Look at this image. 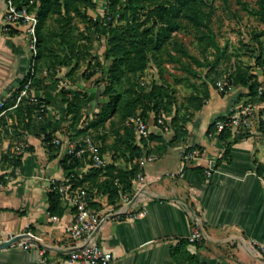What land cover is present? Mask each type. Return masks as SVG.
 <instances>
[{
    "label": "crops",
    "instance_id": "obj_1",
    "mask_svg": "<svg viewBox=\"0 0 264 264\" xmlns=\"http://www.w3.org/2000/svg\"><path fill=\"white\" fill-rule=\"evenodd\" d=\"M5 12V0H0V102L17 90L29 65L23 34L3 30ZM51 80L44 90L33 91L47 102L50 115L55 105L50 98L60 89L58 77ZM184 85L188 88L186 82ZM242 104L233 92L219 96L210 89L209 99L199 110L177 105L180 113L187 112L190 117L184 126L186 135L179 141L170 145L174 133L169 124L174 112L163 116L166 130L150 115L144 156L130 161L128 154H102L106 166L113 163L118 169H126L138 164L143 177V181L134 179L132 191L126 193L129 204L119 202L115 208L107 204L100 190L85 184L91 207L105 212L115 209L93 237L101 249L112 254L110 264H264V132L254 129L242 138L231 134L220 137L213 131L208 134L214 121L237 112ZM56 106L60 119L45 118L56 130L54 140H64L65 135L58 131L67 126L61 121L65 115L63 97ZM19 131L20 137L11 133V141L4 138L1 151L3 157L21 155L20 167L13 168L5 158L2 161L0 153V231L19 234L28 225L33 238L22 240H30L28 249L0 250V264H69L68 255L75 243L65 228L74 221V209L61 201L58 220L48 212L52 184L69 175L61 166L67 145L63 142L58 152L50 155L41 138ZM112 142L113 137L106 140L107 144ZM24 146L32 150L25 152ZM207 160L216 163L209 175ZM88 170L84 167L75 174L84 177ZM143 209L146 214L137 217ZM194 219L203 239L190 244L187 237Z\"/></svg>",
    "mask_w": 264,
    "mask_h": 264
},
{
    "label": "trees",
    "instance_id": "obj_2",
    "mask_svg": "<svg viewBox=\"0 0 264 264\" xmlns=\"http://www.w3.org/2000/svg\"><path fill=\"white\" fill-rule=\"evenodd\" d=\"M106 3L111 13L107 17L111 18L113 15H118L121 23L119 26H113L109 23L106 27V34L103 36V58L109 62V67L104 76V80L107 82L105 92L108 94L109 100L106 105L101 107L97 119L84 126L83 112L89 105L86 91L75 90L70 97L67 93H63L64 122L70 129L66 132L65 137L76 140L77 138L72 135L74 133V136H80L79 139H83L89 130L98 132L99 129H104L106 121L109 120L113 142L107 144L105 136L96 137V140H100L99 143L95 141L99 144L100 154L102 155L107 151L112 152L116 157H125V154H128V160L132 161L144 156L145 148L143 145L146 137L137 140L132 127L124 124L129 117L139 113L147 122L152 115L154 123L157 124L159 117L174 112V117L169 124L174 133L170 145L186 135L184 126L190 117L187 112L180 113L181 107H177L173 90L166 89L164 85H154L149 91H145L144 88L130 83L131 79L145 71L150 58L161 51L165 52L170 62L179 64L180 70L189 75L184 77L183 81L192 90L185 98L186 104H183L182 107L199 110L210 97V87L205 83L198 85L192 80L190 76L196 79L199 77V73L194 71L190 62L183 61V58L190 59L195 66H206L210 69L218 64L222 54L211 35L209 26L211 14L206 9V0H106ZM30 4L37 9V24L35 29L36 54L34 60L29 61L28 70L33 69L34 71L31 90L40 92L46 88L49 81L47 76L41 77L39 75L42 66L45 65L49 70L55 71L59 66H72L74 60L76 62L85 61L90 47L81 46L79 42L82 38L90 41L87 34L91 32L93 25L97 32H100L102 28L91 23L90 19L82 12L83 8L92 6L88 0H15V5L19 10ZM255 4L257 6L256 11H254L255 15L264 23V0H255ZM77 18L86 24L87 34L78 32L77 36H74L76 31L75 19ZM183 23H186L184 28L191 27L196 31L198 47L204 56L209 48L214 49L216 54L214 60H209L207 56L200 60L189 55L185 48L172 38L174 32L183 29ZM148 24L150 27H146ZM156 27L158 29L154 32ZM49 34L58 36L59 44L69 51L68 55L60 56L50 50ZM261 35H264V31L261 32ZM255 39L260 53L255 58V62L264 75V59H262L264 46L257 37ZM172 50L176 55L171 53ZM93 64L96 69L84 71L82 73L84 79L94 78L99 73L98 71L103 68L99 62ZM89 67L90 61L87 70ZM75 68L72 66L71 72ZM102 70L100 71V79H94L95 82L103 78L104 71ZM28 78L29 73L25 75L17 90L2 101L3 106L0 108V114L4 110L7 111L0 115V129L7 134L9 130L7 127L8 120H11L10 127L13 129L14 138L21 136L19 130L29 132L31 135L41 138L50 155L57 153L58 147L53 143L56 130L52 129L51 123L45 118V114L38 115L36 112L40 106H43L45 111L47 110V102L43 98L38 97L37 104H31L29 100L22 98L16 107L9 110L16 104L19 92ZM181 82V80L178 81V83ZM125 83H130V88L122 89ZM232 84L247 89V97L250 100L248 103L264 102V92L261 95L258 94V88L264 85V82L260 83L257 78L252 76L247 78L244 73L239 71L234 75ZM114 116L117 117V121H114ZM221 119L224 118H219L216 121ZM216 121L209 126L208 134L214 131ZM259 129L260 132H264V123L260 125ZM224 135L226 134H219L220 137ZM92 141L94 142L93 139ZM30 150H32L31 147L24 146L25 152ZM21 157V155L9 157L6 154L3 158L8 160L10 166L18 168L21 165ZM114 160L116 159L114 158ZM61 166L65 171L74 174L75 171L88 167L89 170L84 177H78L75 174V179L72 181L73 189L84 188L89 194V188L85 186L86 182H89L90 189L100 190L107 197V204L113 208L121 202L124 194L132 191L133 180L141 172L138 164H133L126 169H118L113 163L103 168L93 167L87 152L80 157L66 155L61 160ZM48 212L50 216H59L62 213L60 196L55 190L48 193Z\"/></svg>",
    "mask_w": 264,
    "mask_h": 264
},
{
    "label": "rangeland",
    "instance_id": "obj_3",
    "mask_svg": "<svg viewBox=\"0 0 264 264\" xmlns=\"http://www.w3.org/2000/svg\"><path fill=\"white\" fill-rule=\"evenodd\" d=\"M88 1L92 6L83 8L82 12L88 19H90L91 23L101 26L102 29L100 32H97L94 28L95 26L93 25L91 32L87 34L88 31L85 30L86 24L80 18L75 19L76 31L74 32V36H77L78 32H87L86 34L90 38L89 42L84 38H82L79 42L81 46L84 45L85 47H90L85 61L80 60L79 62H76L74 60L72 66L76 68L72 72V66H59L55 69V71H52L43 65L41 68L42 71L39 74L41 77L47 76V79L49 78V80H54V77H58L59 80L58 86L60 89L54 90L52 97L50 98L54 100L55 104L53 105L54 107L52 106L53 114L50 115L49 110L48 114L47 111H45V117H52L53 120H58L59 118L60 112L58 111L56 105L59 104L60 106V99H62L63 93H67L70 97L71 93L75 91L71 88L74 86L79 90L86 91L89 98V105L83 112L82 120L84 126L89 125L92 121L97 119V114L100 112L101 107L106 105L109 100L108 94L105 92L107 82L104 80L105 73L109 67V62L105 61L103 58V36L106 34V27L109 23L113 26H119L121 24L119 22L118 15H113L111 18L107 17V15L111 13L106 0ZM206 5V9L211 14V21L209 24L211 35L222 55L219 58L218 64L210 69L206 68V66H195L188 58H183V61L190 62L194 71L199 73V77L196 79L195 77L190 76L198 85H201V83L207 84L213 93L219 96H228L231 92H233L240 101H243L242 105H245L250 102L247 97V89L240 85H233L232 80L234 75L240 71L241 73H244L247 78L252 76L257 78L260 83L264 82V75H262L261 69L255 62V58L260 54L255 37H257L258 41L261 42L262 46H264V35H261V32L264 31V23L260 21L257 15H255L254 11L257 9L255 0H206ZM21 12L25 18H20L15 25L10 28V30L4 32L9 33L10 31H17L19 34H23L29 61H33L35 54L32 49V28L34 23L33 19L36 18L37 9L30 4L28 6H24ZM184 25H186V23H183L182 30L172 34V38L180 43L189 55H192L200 60H203L205 56H207L211 61L214 60L216 57L214 49L209 48L204 56L198 47L196 31L191 27L184 28ZM146 27H150V24L146 25ZM154 29V32H156L158 27ZM49 35L50 50L60 56L68 55L69 51L59 44L60 41L58 36ZM171 53L176 55L174 50H172ZM262 59H264V51H262ZM89 61L90 67L87 70ZM94 62H99L103 67V70L100 69V71H104L103 78L98 82H95L94 79H100V71H98L99 73L90 80H86L82 77V73L84 71L96 69L93 64ZM186 76L189 75L180 70L179 64L170 62L166 53L161 51L150 58L145 71L137 74L136 77H133L130 83H134V85L144 88L145 91H149L154 85H164L166 89L174 91L176 104L183 105L186 104L185 98L192 90L190 87L187 88L184 85L183 79ZM179 80L182 82L178 83ZM130 83H125L122 86V89L130 88ZM59 90L61 92L58 95L59 100H57L56 94H58ZM260 103L262 102H259L258 104L260 105ZM48 108V105H46V109ZM260 110L261 113H264V106L261 105ZM64 118L65 115L61 117V121L64 122ZM113 119L114 121H117L116 116H114ZM11 124L12 121L8 120L7 127H9L10 131L8 130L7 134L0 129V153H2V161H4V153L1 149L4 145V138H8L10 141L12 140V137H10V134H13V129L10 127ZM124 124L127 125V121ZM68 130H70L68 126L58 128V131L63 135H65ZM72 135L77 139L80 138V136H74V133H72ZM84 136L89 137L90 139H93L94 142L97 141L98 143L100 140H96V137L99 136H105L107 142L111 141L113 134L109 128V120L106 121L104 129L101 128L98 132L89 130ZM98 143L96 144L99 146Z\"/></svg>",
    "mask_w": 264,
    "mask_h": 264
},
{
    "label": "built area",
    "instance_id": "obj_4",
    "mask_svg": "<svg viewBox=\"0 0 264 264\" xmlns=\"http://www.w3.org/2000/svg\"><path fill=\"white\" fill-rule=\"evenodd\" d=\"M6 12L4 17L3 30H10L12 26L20 18H25L21 10H19L15 5V0H5ZM33 40L32 49L35 52V29L37 24V19H33ZM34 63V62H33ZM30 70V71H29ZM27 70L26 74L29 73V78L24 84L23 88L20 90L19 95L16 100V104L9 108L13 109L17 106L18 102L23 98H27L31 104H37L38 97L33 94L31 90V82L34 76L33 69ZM264 92V85L258 88V94L261 95ZM3 103L0 102V108H2ZM5 111L1 112L2 115ZM37 114H45L43 106H40L36 110ZM39 117V116H38ZM264 123V113H261L260 105L257 103H247L241 108L225 117L224 119L218 120L214 125L215 134H231L235 137H240L250 134L254 129L258 130L260 125ZM127 125L131 126L136 134L137 140L140 138H145L148 135V125L146 121L140 116L139 113L134 114L127 120ZM157 125L162 126L164 130L167 129L164 125L163 116L159 117L157 120ZM211 135V133H209ZM67 145L66 155H74L80 157L84 153H88V157L92 162L93 167L103 168L106 166V162L103 156L100 154L99 147L96 143L92 141L89 137L83 139L70 140L65 137L64 140L55 139L53 143L56 147L60 146L62 143ZM23 148V147H22ZM206 174L209 175L216 169V163L212 160L206 161ZM73 179H75L74 173H69L68 178L60 183L52 184L50 191H57L60 196L61 201H66L74 209V221L71 225L65 228V234L75 243L72 250L68 255L69 264H110L113 260V256L110 252H106L101 249L94 241L93 237L96 233L98 227L101 223L109 216L115 213V209L109 211L100 210L99 208L91 207V198L88 194L87 189L77 188L73 189ZM137 181H143L141 174H138L135 178ZM124 194L121 198V205H128L129 200ZM130 216V212H127ZM146 214V210L143 209L137 213V217H142ZM53 220H58L56 216H52ZM17 235H24L20 241L13 243L11 247H22L23 249H28L31 245L30 240L28 242H23L22 240L27 238H33V234L29 231V226H26V231L19 234H7L4 235L0 231V244L4 242H9L13 240ZM203 239V233L197 224V219L193 220L192 230L187 237V242L190 244L199 243Z\"/></svg>",
    "mask_w": 264,
    "mask_h": 264
},
{
    "label": "water",
    "instance_id": "obj_5",
    "mask_svg": "<svg viewBox=\"0 0 264 264\" xmlns=\"http://www.w3.org/2000/svg\"><path fill=\"white\" fill-rule=\"evenodd\" d=\"M24 235H17L13 240L9 242H4L0 244V250L10 248L13 243H16L20 241L22 238H24Z\"/></svg>",
    "mask_w": 264,
    "mask_h": 264
}]
</instances>
